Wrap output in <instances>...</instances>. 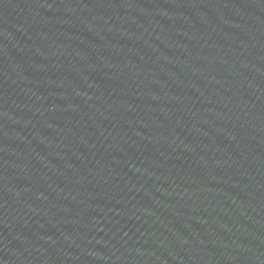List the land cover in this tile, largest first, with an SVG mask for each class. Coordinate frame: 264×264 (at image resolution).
I'll list each match as a JSON object with an SVG mask.
<instances>
[{
    "label": "water",
    "instance_id": "water-1",
    "mask_svg": "<svg viewBox=\"0 0 264 264\" xmlns=\"http://www.w3.org/2000/svg\"><path fill=\"white\" fill-rule=\"evenodd\" d=\"M0 264H264V0H0Z\"/></svg>",
    "mask_w": 264,
    "mask_h": 264
}]
</instances>
